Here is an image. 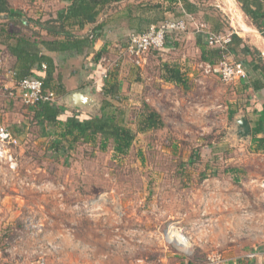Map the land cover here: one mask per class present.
<instances>
[{
	"label": "rangeland",
	"instance_id": "obj_1",
	"mask_svg": "<svg viewBox=\"0 0 264 264\" xmlns=\"http://www.w3.org/2000/svg\"><path fill=\"white\" fill-rule=\"evenodd\" d=\"M6 2L23 15L44 19L59 8L57 0ZM208 5L222 31L240 34L244 23L256 32L234 11L237 3L209 0ZM181 42L171 49L176 53L143 55L148 62L133 69L135 85L120 95L118 106L129 127H135L145 98L163 119L162 127L137 133L127 154L116 157L110 146L98 151L65 142L64 152L53 158L47 146L55 136L46 135L47 140H35L37 157L28 162L22 155L33 150L26 139L35 130L20 133L12 148L15 168L7 164L0 172V264H182L184 254L201 260L193 264L209 258L233 263L263 250L264 151L255 150L251 138L232 135L235 116L245 113L251 121L258 116L245 86L256 73L249 65L247 80L224 83L216 68L207 73L199 66L186 78V88L164 81L163 59L175 60ZM113 54L104 55L110 60ZM3 99L0 127L18 138L12 112L24 113L27 106L18 98ZM170 227L188 243H175ZM7 248L13 257L20 255L16 262Z\"/></svg>",
	"mask_w": 264,
	"mask_h": 264
},
{
	"label": "trees",
	"instance_id": "obj_2",
	"mask_svg": "<svg viewBox=\"0 0 264 264\" xmlns=\"http://www.w3.org/2000/svg\"><path fill=\"white\" fill-rule=\"evenodd\" d=\"M61 1V0H60ZM67 2L56 16H48L47 19L42 20L40 17H33L31 15H23L22 12L16 11L8 6L6 0H0V13L10 17L13 23L18 25V29L4 30L0 35L3 40L0 41V52L3 54L4 49L15 58V73L16 79L20 81L23 78L30 76H37L41 79L42 91L52 92L59 101V97L68 92L67 87L60 81V78L55 77V63L52 57L44 53L41 47L49 50H67L75 49L79 52L83 46H88L89 38L86 36L79 37L74 34L67 27L72 24L81 26L85 22L95 21V16L98 12V7L104 5L110 0H62ZM172 1V0H170ZM176 1V0H175ZM178 1V0H177ZM181 1L180 14L170 16L169 18L158 21L155 25H160L166 20L180 18L185 12L198 21L194 14V9H200L199 5L191 3L190 0ZM240 10L247 17L249 22L254 25L256 30L264 37V0H235ZM160 6V5H159ZM206 7V6H204ZM202 8V22L206 25L210 32L224 33L221 28V21L218 17L211 12L214 6H207ZM183 10V13H182ZM15 18V19H12ZM37 26L36 29L31 27ZM148 28V27H147ZM146 28V29H147ZM188 28V27H187ZM145 29V30H146ZM41 30L51 36V39L43 38ZM144 31V30H143ZM142 32V31H136ZM231 32V31H230ZM186 32L170 31L165 34L164 47L171 45L175 48L176 42L182 39ZM196 45L199 47L200 59L211 66H215L221 59L231 55H236L241 38L235 33L231 32L230 41L222 48L217 46H210L207 44L205 35L203 33H196ZM117 60L126 59L130 62L127 68L134 73V68L138 67L133 63L123 52L124 42L118 46ZM163 47V48H164ZM161 49H148L143 55L148 53H160ZM109 49L101 50L95 53L94 58L97 60L100 55L110 53ZM239 53V52H238ZM142 55V57H143ZM250 55L253 56L252 52ZM150 57V55L148 56ZM94 59V60H95ZM253 71L257 72V77L250 82L254 89L260 90L264 87V64L260 59L251 58L250 62ZM45 64V68L41 67ZM42 68V71H36V67ZM163 75L162 80L175 85H181L186 88L187 77L180 70L179 65L176 63H169L164 61L161 64ZM136 76V75H135ZM114 78V72L108 73L107 80L101 84L100 91L103 96L115 97L120 83ZM17 83V82H16ZM16 85V84H15ZM15 87V86H14ZM14 87L12 90H14ZM11 90V91H12ZM8 96L12 99L15 97ZM141 108L139 107L138 113L135 114L136 122L135 127H129L124 121V112L121 107L112 105L107 99H102L100 111L98 114H84L76 110H66L59 102L54 103L46 100H38L32 105H27L23 113V123L28 128L34 129V133L38 137L46 134L45 128L51 130V135L55 136L54 139H49V151L52 152L53 158H58V154H62L67 146L70 147L74 143H81L82 145H89L98 151H104L108 146L114 153V156L125 155L131 148L134 138L137 133H144L153 129H158L163 126V119L160 113L152 106L148 105L145 99H141ZM258 116L254 121L248 118L251 124V144L254 149L264 151V103L260 104L256 109H253ZM246 112V111H245ZM234 111H231L229 116L233 117ZM31 132V131H30ZM260 134V136H259ZM36 149L28 151L26 156L36 160ZM54 165V163H50ZM50 168L48 172H52ZM50 176V175H49ZM50 180L55 181L52 177ZM15 234L10 237L13 238ZM3 238V237H2ZM2 248V247H1Z\"/></svg>",
	"mask_w": 264,
	"mask_h": 264
},
{
	"label": "crops",
	"instance_id": "obj_3",
	"mask_svg": "<svg viewBox=\"0 0 264 264\" xmlns=\"http://www.w3.org/2000/svg\"><path fill=\"white\" fill-rule=\"evenodd\" d=\"M57 1L58 2L56 7L59 8H55L52 11L51 16L53 17L56 16V13L60 11V8L67 3L62 0ZM190 2L195 3L197 6H200V9H194V14L196 15L198 21L204 22L202 20L203 16L201 9L204 6H209V0H190ZM180 8L182 7L181 1L179 0H110L109 2L97 8L98 12L95 16V21L85 22L81 26H78V24L76 23L67 27V29L69 28L71 31H73L76 36H87L88 38L92 36L89 39L90 41L88 46H83L79 52H76L75 49L49 50L44 47H41V49L44 53L52 57L56 65L55 77L57 79L60 78V81L67 87V93L82 89L86 86H91L92 91L94 93V97L99 102L100 107L102 99L104 98L107 99L112 105L119 107L118 105L121 102L120 95L125 92V87H127V85L134 86L136 83V79L135 75L132 74L131 71L130 73H128L127 64L129 65L130 62H127L126 59L117 60L119 58L117 46L123 43L124 38L129 32L143 31L147 27L157 23L158 21H162L163 19L169 18L170 16L180 14ZM234 11H238L239 13L244 15V13L240 10L239 7H237V10ZM238 12H235V15L238 14ZM42 20H44V18H42ZM0 22H3L0 23V35H4L3 29L7 31L12 29H18V25L16 23H13L10 20V17L8 18V16H6L4 12L0 13ZM31 27H33L34 29L37 28V26H33V24H31ZM192 30L193 31H186V33L182 36V42L180 43L182 50L178 53V57L175 60L167 59V62L169 63L178 64L180 70L182 72H185L184 74L187 78L188 76H192L191 73H193L194 69L199 66H202L203 69H205V66L207 64L199 58L200 51L199 47L196 45L197 34L194 29ZM230 31L231 30H226L224 31V33H228ZM231 32L235 33L238 37L241 38V43L239 44L237 54H229V56H227L229 59L242 62L245 66V69H247V67L250 65L251 71H253L251 64L249 63L251 59L250 53L256 51L260 54V58L264 64V37L257 30L256 32L243 30V32L240 34L233 30ZM40 33L43 38H52L43 30H41ZM3 38L0 36V41H2ZM0 47L3 48V46L1 45ZM167 47L170 48V50L166 49ZM186 48H189V50ZM104 49H109L110 51H112L110 53H114L112 55V58L110 60H107L105 55L102 54L96 60L94 58L95 53ZM171 49L175 48L171 45H167L163 48V50H161L160 54L166 56L170 52L176 53V50L173 51ZM244 57H246V59ZM163 60L165 61V59ZM146 63L143 61V59L140 61V65H145ZM14 65L15 58L11 56L6 49H4L2 62L0 63V99H3L4 97L6 99L11 98H8L6 93H9L18 81L16 79V69ZM104 70H107V73L109 74L111 72H114V78H112L111 80H116L120 83L115 97H104L102 91H100L101 84L105 83V81L107 80V77L102 78L101 76ZM36 71L41 72L42 68H39L38 66L36 67ZM253 72L254 74L256 73L257 77V72ZM247 78L248 77H246V80ZM245 86H247L248 91L252 94V96L250 95V97L248 98L249 100L250 98L252 100L251 102L249 101V104H251L250 108L256 109L260 104L264 103V100H259V98H264V87H262L260 90L254 89L250 85V82L248 85ZM66 94L59 97V101ZM129 94H132V92L130 91ZM145 100L147 101L148 99L145 98ZM63 106L68 111L76 110L89 115L98 114V112L100 111V107L94 108L91 112H87L85 110L70 108L64 104ZM245 111H247V108H245ZM3 112L6 113L7 111ZM12 114L13 117H15L14 122H16V124L12 125L11 127L15 130V133L18 136V138L16 137L17 140L19 139L20 141V133H29V128L23 123V113H21L17 109H14ZM21 125H24L25 127ZM45 131L47 136L51 135V130L49 128H45ZM28 135L30 136V134ZM33 136L35 137V139L33 138ZM33 136L31 138L27 137L26 139L28 140L27 144L31 145V148H34L36 146L35 144L37 143H35V140H47L46 135L42 137H38L36 135ZM21 145H19L18 148H20ZM22 156H24V159L28 162L33 161L32 158L29 156ZM7 164L8 163L5 159L0 158V172L1 168H3V166H7ZM3 180L0 178V181L4 183ZM180 259L182 260V264H193L195 261H201L200 259H197L194 255L191 254H184L180 257ZM233 264H264V248L263 250H260L258 252H253L246 255L244 259L235 261Z\"/></svg>",
	"mask_w": 264,
	"mask_h": 264
},
{
	"label": "built area",
	"instance_id": "obj_4",
	"mask_svg": "<svg viewBox=\"0 0 264 264\" xmlns=\"http://www.w3.org/2000/svg\"><path fill=\"white\" fill-rule=\"evenodd\" d=\"M183 13V10H182ZM188 26H193L196 33H203L208 45L224 47L230 41L231 32L228 33H214L210 32L206 25L193 19L187 13H183L180 18L166 20L160 25L152 24L142 32L131 31L124 38V54L136 65H140L142 55L148 49H161L164 47L165 34L170 31L186 32ZM3 54L0 52V63L2 62ZM45 68V64H41ZM216 68L219 79L224 83H228L233 79L246 78V69L242 62L224 57L215 66L206 64L205 72L210 73ZM107 70L101 74L102 78L107 77ZM10 96L18 98L23 105H32L38 100H46L58 103V99L52 92H43L41 79L37 76H30L17 81L14 90L9 92ZM18 145L17 138L5 127H0V158H3L8 163L10 169H14L16 165V158L12 152V148ZM9 248V247H8ZM5 249L9 257H13L11 249ZM19 259L20 255L15 254ZM224 260L214 261L208 259L203 264H233L224 263ZM18 264V263H14Z\"/></svg>",
	"mask_w": 264,
	"mask_h": 264
},
{
	"label": "water",
	"instance_id": "obj_5",
	"mask_svg": "<svg viewBox=\"0 0 264 264\" xmlns=\"http://www.w3.org/2000/svg\"><path fill=\"white\" fill-rule=\"evenodd\" d=\"M232 2L236 4L235 0ZM241 28L244 31H252L249 26H244V23L241 24ZM59 103L70 108L85 110L87 112H91L94 108L100 107L99 102L94 97L91 86H86L82 89L67 93L60 99ZM233 125L232 135L235 140L251 138V126L245 113L235 116Z\"/></svg>",
	"mask_w": 264,
	"mask_h": 264
},
{
	"label": "bare ground",
	"instance_id": "obj_6",
	"mask_svg": "<svg viewBox=\"0 0 264 264\" xmlns=\"http://www.w3.org/2000/svg\"><path fill=\"white\" fill-rule=\"evenodd\" d=\"M232 1L233 0H231V2ZM173 228L174 227H170V229H169L168 232L172 234V237L174 236L173 237L174 242L177 243V244L183 245V246L186 245L188 243V241L186 239V236L182 232H180V231H174V230H172Z\"/></svg>",
	"mask_w": 264,
	"mask_h": 264
}]
</instances>
